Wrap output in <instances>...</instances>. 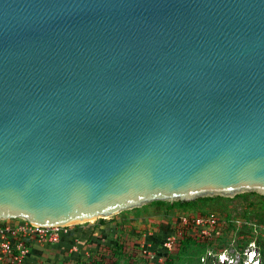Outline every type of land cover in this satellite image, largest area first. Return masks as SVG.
Returning a JSON list of instances; mask_svg holds the SVG:
<instances>
[{
  "label": "water",
  "instance_id": "water-1",
  "mask_svg": "<svg viewBox=\"0 0 264 264\" xmlns=\"http://www.w3.org/2000/svg\"><path fill=\"white\" fill-rule=\"evenodd\" d=\"M242 191L264 195V0H0V220Z\"/></svg>",
  "mask_w": 264,
  "mask_h": 264
},
{
  "label": "rangeland",
  "instance_id": "rangeland-1",
  "mask_svg": "<svg viewBox=\"0 0 264 264\" xmlns=\"http://www.w3.org/2000/svg\"><path fill=\"white\" fill-rule=\"evenodd\" d=\"M239 193L245 194L240 197H235V194L226 196L228 198L203 201L196 206L178 207L170 211H167L165 206L152 203L143 205L139 209L125 210L105 218L107 227L105 229H111L106 231L104 236L101 230L96 231L97 234L93 232L95 233L93 237L90 236L99 219L79 224L78 227L70 226L66 234L74 229L82 231L81 240L75 248L70 249L64 245L55 249L48 244V247L45 245L47 250L45 255L49 253L51 256L48 264H75L79 254L92 257L101 245L107 246L104 248L107 251L104 254L106 258L101 264H163L167 255L174 259L173 264H222L220 259H216L213 255L211 258L207 257L205 261L202 258L199 260V257L207 249L216 251L226 249L228 254L236 257L241 251L247 250L249 245L264 249V199L258 202V197L252 196L249 191ZM254 199H256L255 204L249 206ZM201 211L214 213L222 221L219 222L220 236L217 235L219 240L211 246L207 240H204L209 236L198 231V242L190 243L188 246L177 244L174 249L178 238L171 225L174 222L179 224L180 218L177 216L183 218L196 216L200 215ZM161 235L167 237L161 238ZM168 237H172L169 242L171 249L166 248L170 252L164 250ZM153 238H157L164 247L159 248L158 253L152 249ZM80 245L84 247L80 248ZM231 262V259H228L225 264H234Z\"/></svg>",
  "mask_w": 264,
  "mask_h": 264
},
{
  "label": "built area",
  "instance_id": "built-area-1",
  "mask_svg": "<svg viewBox=\"0 0 264 264\" xmlns=\"http://www.w3.org/2000/svg\"><path fill=\"white\" fill-rule=\"evenodd\" d=\"M195 226L205 235H210L211 229L217 225V217L211 214L208 217H197L193 220ZM183 224L189 223L187 217L182 218ZM70 226H39L27 220L20 219L15 223L0 220V262L7 264H28L27 259L31 252V245L58 241L62 234H66ZM172 237H168L165 246L170 247ZM255 244V243H254ZM171 248V247H170ZM215 256L225 264L228 259L234 264H264V249L249 245L247 250L236 256L228 254L226 249L219 253L209 250L203 261L209 256Z\"/></svg>",
  "mask_w": 264,
  "mask_h": 264
},
{
  "label": "trees",
  "instance_id": "trees-1",
  "mask_svg": "<svg viewBox=\"0 0 264 264\" xmlns=\"http://www.w3.org/2000/svg\"><path fill=\"white\" fill-rule=\"evenodd\" d=\"M244 194L245 193H238V194L235 195V197L244 196ZM249 194H251L252 196L253 195H256L258 197V202H261L264 199V195L258 194L255 191H249ZM222 197H226V196H222V195L205 196V197H200V198H197V199L191 200V201H180V200H176L174 202H171V201H168V200H166V201L159 200V201H153L151 203L153 205L154 204H157V205H160V206H165L166 210L167 211H170V210H173V209L178 208V207L179 208H184V207L196 206V205H198L199 202L212 201V200L220 199ZM226 198H228V197H226ZM255 201H256V199H254V201L250 202L249 206L255 204ZM133 209H139V207H136V208H133ZM126 211H128V210H126ZM211 214H214V213H207V212L201 211L200 212V215H196V216H194V215L186 216L188 218V220H189V223H187V224H183V222H182V218L183 217H181L180 215H178L177 217L180 218L178 220L179 224L178 223L176 224L174 222V224L171 225V228L175 231L176 236L178 238V241L176 242V245H175L174 249L176 248L177 244H186L185 246H188V244H190V243L198 242V238H199L198 231L201 232V229L198 226H195L193 220L196 219L197 217H208ZM217 219H218V217H217ZM105 220L106 219H99L98 223L95 224L94 229L91 230L92 233L90 234V236L93 237V235L95 234V233L93 234V232H96V231L98 232L99 230H101L100 231L101 233L104 232V233H102L103 236L106 235V231H109L111 228L105 229V228H107L106 227ZM176 222H177V220H176ZM219 222H222V221H220V219H218L217 225L214 228L211 229L210 235H206V236H209V237H206L207 239H204V240H207L208 242L207 241H205V242L210 243L211 246L215 242H217L219 240V238L217 237V235L220 236V229H219V227H220L219 224L220 223ZM73 226L74 227H78L79 225H73ZM97 232H96V234H97ZM69 235H70V233H68V234H62L58 241L48 242V243H44V244H48V245L49 244H53V246L55 248L56 247L58 248L61 245H64V246H67L68 249H70L74 245L73 244L74 239L72 241H70L69 240ZM74 237H76V236H74ZM162 237H167V236L161 235V238ZM88 238H91V237H88ZM91 241L92 240H90V242ZM78 242H79V240H78ZM83 247H84V245H80V248H83ZM105 247H107V246L101 245L98 248V250H96L94 252V256H92V257H86L85 255L79 254L78 257H77V260L75 261V264H101V262H104V259L106 258L105 255H104L105 253H107L106 249H104ZM161 247H163L162 243L159 242V241H157V238H153L152 249L155 250V251H157V253H158V252H160L159 251V248H161ZM166 248H168V247L165 246L164 250H167L168 251L169 249H166ZM209 250H212V249L205 250V252L200 255L199 260H200V258H204V256L207 255V253H208ZM223 250L224 249H221L220 251H216L215 249H213L212 251L215 252V253H219V252H221ZM168 252H170V250ZM209 257L211 258L212 256H209ZM173 261H174V259L171 258V256L167 255V257H166L165 261L163 262V264H173ZM27 263L28 264H31L28 259H27ZM0 264H5V263H1L0 262Z\"/></svg>",
  "mask_w": 264,
  "mask_h": 264
},
{
  "label": "crops",
  "instance_id": "crops-1",
  "mask_svg": "<svg viewBox=\"0 0 264 264\" xmlns=\"http://www.w3.org/2000/svg\"><path fill=\"white\" fill-rule=\"evenodd\" d=\"M4 221H6L8 223L17 222L16 219H5ZM74 236H76L75 239L73 238ZM81 236H82V231L79 232V230H75V229L70 231L69 240L72 241L74 239V242L77 240V242H75V243L73 242L74 245L72 246V248L76 247L78 240L81 239ZM45 245H47V244L35 243L32 245V247H31L32 250H31V253L28 257V260L31 264H48V262H49L48 260H49V258H51V256L49 253L47 254V256L45 255V252H47ZM49 245L51 246L52 249H55L53 244H49ZM47 247H48V245H47Z\"/></svg>",
  "mask_w": 264,
  "mask_h": 264
}]
</instances>
